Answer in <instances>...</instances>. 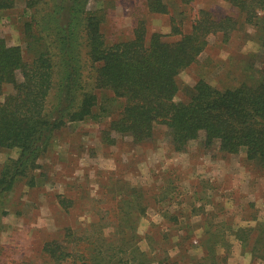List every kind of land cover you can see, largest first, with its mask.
<instances>
[{"label": "trees", "instance_id": "1", "mask_svg": "<svg viewBox=\"0 0 264 264\" xmlns=\"http://www.w3.org/2000/svg\"><path fill=\"white\" fill-rule=\"evenodd\" d=\"M226 1L231 12L215 15L199 9L189 32L177 28L173 16L170 33L149 31L146 20L140 18L129 38L109 43L101 32L102 17L88 10L89 0H23L25 10L16 16L25 48L0 36V151L16 148L18 154L0 169V199H8L21 178L28 186L37 184V176L44 175L35 174L39 159L54 142L57 130L88 118L100 117L101 121L106 115L111 118L103 131L105 141L110 137L113 143L114 132L140 144L161 130L174 152H184L191 141L202 137L204 147L215 148L219 155L244 152V160L264 170V57L259 66L251 62L239 67L240 74L230 71L231 79L226 82L212 84L207 72L192 86L179 82L180 72L198 62L210 34H222L226 42L233 31L251 24L264 49V0ZM15 3L0 0V20ZM147 7L149 12L168 13L165 0H147ZM169 35L179 37L166 40ZM81 40L93 80L83 92ZM208 62L204 66L209 68ZM182 89L187 95L177 99ZM105 90L121 101L114 116L108 105H98L99 94ZM119 193L118 208L125 210L121 219L132 220L138 211L145 212L143 200L149 199L145 192ZM58 197L66 210L71 198ZM204 207H193V211L204 213ZM259 225L264 229V222ZM257 230L243 226L235 235L240 238L242 234L245 245L248 235ZM218 232L209 230L200 245L208 248L212 264H227L226 256L217 251L222 234ZM70 233L69 227L63 239L53 236L43 242L48 262L102 264L111 251L106 264H141L136 252L126 255L130 251L124 249L123 238L111 242L102 256L99 245L95 255L89 256L86 249L74 254L68 245ZM140 253L147 256L145 251Z\"/></svg>", "mask_w": 264, "mask_h": 264}, {"label": "rangeland", "instance_id": "2", "mask_svg": "<svg viewBox=\"0 0 264 264\" xmlns=\"http://www.w3.org/2000/svg\"><path fill=\"white\" fill-rule=\"evenodd\" d=\"M165 1L168 13L149 12L147 0H89L88 10L102 17L101 32L109 43L129 38L140 18L146 20L149 31L170 33L173 16L177 19V28L189 32L199 9L211 10L215 15L231 12L226 0ZM23 10V0H16L9 15L0 20V36L10 44L18 43L25 48L16 16ZM178 37L164 38L176 40ZM223 38L222 34L208 36V45L199 54L198 62L180 72L181 84L192 86L203 72H207L212 84H218L219 80L226 82L228 77L231 79L230 71L240 74V68L246 63L259 66L263 61L264 49L253 25L245 24L233 31L226 42ZM82 40L81 92L93 82ZM207 59L209 68L204 66ZM100 93L98 105H108L114 116L121 101L114 99L108 90ZM186 95L182 89L176 98L183 99ZM102 118L101 121L97 117L71 122L57 130L54 142L39 159L35 174L44 172V175L37 176V184L28 186L26 179L21 178L7 194L8 199H0V264H53L45 259L43 242L53 236L63 239L69 227L72 234L68 245L74 254L78 249H86L89 256L95 255L98 252L95 247L99 245L102 256L111 242L123 238L124 249L130 251L126 255L136 252L141 264H212L211 256H207L208 248L200 243L209 230H220L214 229L206 213L200 227L193 207L220 208L221 192L231 194L225 205L244 202L249 210L242 217L254 216L252 208L256 204L259 208L264 206V170L244 160V152L219 155L215 148L204 147L202 137L191 141L184 152H174L161 130L153 139L140 144H135L129 136L113 132L112 143L110 137L103 140V131L111 117ZM17 155L16 148L0 151V169ZM119 192H145V198H149L143 200L145 212L138 211L132 220L121 219V212L125 210L118 208ZM59 195L72 200L66 210L58 202ZM4 210L7 212L3 213ZM244 224L241 220L238 226ZM259 224L253 225L258 230L248 235L243 245L245 253L253 258L248 264H264V229ZM121 230L125 233L121 234ZM230 240V245L220 247L219 242L217 246L218 253L226 259L233 257L235 249V242ZM141 251L147 252V256H141ZM111 253L103 258L102 264L110 260ZM234 264H243V261Z\"/></svg>", "mask_w": 264, "mask_h": 264}, {"label": "crops", "instance_id": "3", "mask_svg": "<svg viewBox=\"0 0 264 264\" xmlns=\"http://www.w3.org/2000/svg\"><path fill=\"white\" fill-rule=\"evenodd\" d=\"M220 195L222 196L221 197L222 205L220 206V208H218L217 206L213 207L210 205H208V208L204 207L205 210L204 213H206V215L208 214V216H206L207 218L206 217L203 218L202 211H195L193 214L196 215L197 216L196 219L200 221L198 222V225H200V227L203 226L201 224H203L202 222H205V218H206L209 219V221H211V223L213 224L212 226H214V229L222 231L223 235L221 234L222 236L220 238H222L223 240L219 241L221 242L222 246H220L219 244L217 246L223 247V245H227L229 243L232 244L230 239H233V241L235 242V249L232 253L233 257L231 259H229L230 257L228 258L227 256L228 258L227 260H229L228 262L226 260L227 264H232V263L234 264L236 263V261L239 262L243 261V264H248V262L252 261L253 258H250L248 254L245 253V251L243 250L244 242L235 235V232L239 227H243V226H238L239 223H241V220L243 221V223H245L244 226H249V225L253 226L263 222L264 206L259 208L256 204V206L252 208V211L254 212V216L242 217L243 213H247V211L249 210L243 205L244 202L243 203L238 202L237 204H235L236 206L235 205L228 206L227 204L225 205V203H228V201L231 199V194H229V192H221ZM238 205L240 208H238ZM231 207H236V208H234L235 209L234 210ZM242 252H244V254H242Z\"/></svg>", "mask_w": 264, "mask_h": 264}]
</instances>
